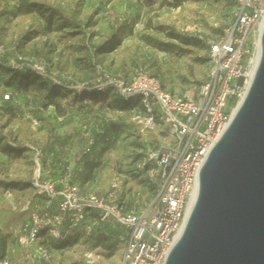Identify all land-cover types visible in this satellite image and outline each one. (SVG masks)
Returning <instances> with one entry per match:
<instances>
[{
	"label": "rangeland",
	"instance_id": "rangeland-1",
	"mask_svg": "<svg viewBox=\"0 0 264 264\" xmlns=\"http://www.w3.org/2000/svg\"><path fill=\"white\" fill-rule=\"evenodd\" d=\"M31 3L39 6L29 11ZM231 9L230 0H0V43L6 49L17 47L23 56L46 64L48 76L67 87L65 94L56 97L64 113L60 115L54 106L41 103L35 90L18 91L14 98L7 99L5 96L13 90L0 71L3 233L27 218L13 207L25 204L37 160L43 178L70 172L74 181L82 183L96 174L94 190L99 196L110 180L119 176L124 180L123 188L134 194L127 199L129 205L147 204L157 186L137 174L134 163L148 151L168 146L167 134L159 132L164 127L151 129L137 106L112 108L116 100L113 93H108L105 101L93 100L81 107L77 89L92 85L88 64L93 59L114 75L130 79L142 68L169 93L198 96L210 69L203 41L224 37L232 24ZM173 35L187 37L193 43L183 45ZM84 126L89 129V138L94 139L90 152L82 158L94 166L89 174L80 170L77 162L88 143ZM43 155L52 156L54 163L41 164ZM8 188L13 197L7 200L4 190ZM121 198L126 194L118 193V201ZM63 233L66 244L52 251L55 262L122 264L124 242L120 238L107 251L87 241L88 233L83 229L64 228ZM7 244L18 251L12 237L7 236ZM28 250L30 247L22 249L18 256H25Z\"/></svg>",
	"mask_w": 264,
	"mask_h": 264
},
{
	"label": "built area",
	"instance_id": "built-area-1",
	"mask_svg": "<svg viewBox=\"0 0 264 264\" xmlns=\"http://www.w3.org/2000/svg\"><path fill=\"white\" fill-rule=\"evenodd\" d=\"M230 1L232 24L224 37L203 41L207 46L210 69L198 96L171 94L141 68L131 79H126L108 72L100 64L94 66L92 85L77 89L79 94L110 91L124 102L136 100L151 129L159 125L164 127L159 132L167 134L168 146L148 151L134 163L135 172L145 177L150 185L157 186L153 198L143 207L128 211L125 202L117 199L124 181L119 176L110 180L107 195L103 198L90 185L82 190L72 183L70 172L56 178H43L37 160V170L30 179L25 204L20 208L13 207L27 214V218L18 226L6 229L8 235L3 233L0 225L1 238L7 240V236L12 237L19 249L30 247L25 254L30 261L60 264L55 262L49 243L64 242V228L83 229L89 234L97 222L111 217L127 231L122 264L164 263L182 232L189 202L197 194L199 170L244 98L247 72L260 48L264 0ZM8 53H13L9 59L10 67L21 69L25 66L38 75L48 76L46 64L27 58L14 48L6 49L0 43V59ZM240 79L241 85L238 84ZM5 97L8 99L9 95ZM88 102L87 99L82 101L84 105ZM82 131L88 140L83 150V155H86L93 140L89 138L86 126ZM68 151L75 155L73 149ZM79 160L80 157L78 164ZM49 162L48 159L47 164ZM4 197L7 200L12 198L13 191L10 188L4 190ZM93 212H96L97 218L87 224ZM18 254L17 249L2 244L0 264H18Z\"/></svg>",
	"mask_w": 264,
	"mask_h": 264
},
{
	"label": "water",
	"instance_id": "water-1",
	"mask_svg": "<svg viewBox=\"0 0 264 264\" xmlns=\"http://www.w3.org/2000/svg\"><path fill=\"white\" fill-rule=\"evenodd\" d=\"M259 43L245 96L199 170L195 202L163 264H264V27Z\"/></svg>",
	"mask_w": 264,
	"mask_h": 264
},
{
	"label": "trees",
	"instance_id": "trees-1",
	"mask_svg": "<svg viewBox=\"0 0 264 264\" xmlns=\"http://www.w3.org/2000/svg\"><path fill=\"white\" fill-rule=\"evenodd\" d=\"M37 6L34 3H31L28 5V10L31 11L32 9H35ZM78 27H75V29ZM173 39L179 41L183 45H190L192 44V40L187 38V37H180L178 35H173ZM161 46V45H160ZM161 47H159L160 49ZM15 51H19L17 47L14 48ZM94 50V49H93ZM19 54L20 51L18 52ZM13 53H8L5 55L3 58L0 59V71L4 73L9 81V86L13 90L10 94L9 97L14 98L15 95H18V91L22 92H27L29 90H35L37 93L40 95V100L41 103H46V105L49 106H54L56 110L60 113V115H63V111L61 110L60 104L56 100V97H59V95L62 93L65 94L67 91V87L62 84L56 83L55 80L51 79L49 76H41L35 73L34 71H31L27 67L23 66L21 69H17L14 67H10L9 65V59L12 57ZM92 59V58H91ZM89 62V60H87ZM96 64H100L98 62H95L93 59L91 60V64H88V67L91 70V79L94 78L95 71H94V66ZM101 65V64H100ZM139 69V68H138ZM137 69V70H138ZM142 69V68H141ZM108 72L109 70L106 69ZM136 70V71H137ZM135 71V72H136ZM134 72V74H135ZM146 72V71H145ZM111 73V72H110ZM134 76V75H133ZM129 79V78H126ZM131 79V78H130ZM73 93V92H72ZM108 93L112 92H107V93H96L94 91L92 92H83L81 94L77 93V100L79 101V105L81 107H87V105H84L82 101L84 99H87L89 101H105L104 99L108 95ZM75 94V93H73ZM114 98L116 99L114 104L112 105V108H116L119 110H125L131 107H138L137 101L133 102H124L121 98H119L117 95L113 94ZM94 140V139H93ZM85 155L80 157L78 167H80V170L84 171L85 173H91L92 169H94V166L86 161L85 159H82ZM50 160L49 164L54 163L53 158L50 155L44 156L41 158V164L43 165H48L47 160ZM60 175V174H59ZM98 180V177L96 174L89 175L88 179L85 180L82 183H77L74 181L71 175V182L78 185L82 190H86V185H90V188L96 186V182ZM10 186V185H9ZM126 209L129 211L128 206L125 204ZM97 218L96 212H93L91 215H89L87 224L93 223V220ZM90 221V223H88ZM98 225L94 231H92L93 227L95 225ZM91 229V232L88 234L87 241L94 242V247H101L105 250H109L111 248V243L113 241H117L118 238L121 239L122 242H124L126 238L127 231L124 229V227L120 226L117 224L113 218L109 217L103 222H97ZM115 224V225H114ZM85 232V231H84ZM121 236V237H120ZM6 239L0 237V246L2 244H5ZM61 241H51L50 248L53 251L54 249H61V246L65 245L66 241L59 243ZM44 243V242H42ZM41 243V244H42Z\"/></svg>",
	"mask_w": 264,
	"mask_h": 264
},
{
	"label": "crops",
	"instance_id": "crops-1",
	"mask_svg": "<svg viewBox=\"0 0 264 264\" xmlns=\"http://www.w3.org/2000/svg\"><path fill=\"white\" fill-rule=\"evenodd\" d=\"M108 186H109V184H108ZM100 190V189H99ZM107 191H108V187H107V190H105V191H100V196L101 197H106V195H107ZM99 192V191H98ZM121 193H125L126 194V198H121V200L119 199V201H124L125 202V204L128 206V208H129V210H132V209H136L137 207H136V205H134V204H132V205H129V203L127 202V199L129 198V197H133L134 196V194H133V192H128L127 191V189L125 188H123V190H121L120 192H119V195L121 194ZM98 194V193H97ZM99 195V194H98ZM18 252L20 253V252H22V249H18ZM24 254V253H23ZM27 260V258L25 257V256H18V264H33V263H30L29 261H26ZM36 264H38L37 262H36Z\"/></svg>",
	"mask_w": 264,
	"mask_h": 264
},
{
	"label": "bare ground",
	"instance_id": "bare-ground-1",
	"mask_svg": "<svg viewBox=\"0 0 264 264\" xmlns=\"http://www.w3.org/2000/svg\"><path fill=\"white\" fill-rule=\"evenodd\" d=\"M263 25H264V23H263ZM262 28H263V26H262ZM262 28H261L260 34L262 32ZM258 60H259V49L255 53L254 58L251 61V66H250V68H249V70L247 72V80H246V84H245L246 88H248V86L250 84V81H251V79L253 77V74H254V71L256 69ZM195 197H196V195L194 194L192 199L189 202V206H188V210H187V213H186L185 221H186V218H187V216H188V214H189V212H190V210H191V208H192V206H193V204L195 202Z\"/></svg>",
	"mask_w": 264,
	"mask_h": 264
}]
</instances>
